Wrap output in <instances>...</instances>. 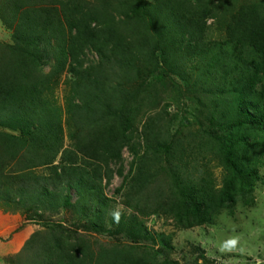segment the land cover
<instances>
[{"label": "trees", "instance_id": "trees-1", "mask_svg": "<svg viewBox=\"0 0 264 264\" xmlns=\"http://www.w3.org/2000/svg\"><path fill=\"white\" fill-rule=\"evenodd\" d=\"M238 1L227 2L221 21L219 0H163L156 14L142 0H0V20L14 41L10 57L0 58V124L7 119L5 124L20 131L18 137L0 132V204L54 215L71 208L103 230L112 208L103 182L109 185L117 174L126 184L136 172L131 180L141 192L164 171L172 180L171 194L158 208L178 227L202 226L223 209L233 213L239 200L254 205L264 164V0ZM209 21L223 22L226 36L216 63L220 79L213 81L215 97L229 95L219 114L223 135L204 131L214 140L223 170L220 187L213 171L199 179L196 168V176L183 182L186 151L176 157L155 124L145 127L142 158L125 175L124 151L140 154L143 146L134 141L139 92L135 97L123 93L121 77H132V68L148 57L205 59ZM90 55L96 57L84 68ZM116 58L125 59L129 70ZM68 69L80 80L76 120L85 112L94 119L88 120L89 131L79 127L65 147L47 90ZM162 159L164 169L148 165ZM38 168L48 173L38 175ZM53 226L31 237L26 258L17 264H180L171 258L170 243L156 249L128 236L124 243L95 249L82 235L69 236L63 227ZM147 241L155 242V237L148 235Z\"/></svg>", "mask_w": 264, "mask_h": 264}, {"label": "rangeland", "instance_id": "rangeland-1", "mask_svg": "<svg viewBox=\"0 0 264 264\" xmlns=\"http://www.w3.org/2000/svg\"><path fill=\"white\" fill-rule=\"evenodd\" d=\"M142 1L147 4L152 14L158 13L162 8L163 0ZM219 1L222 7L220 6L221 9L216 15L221 20V17H226L227 2L231 3V0ZM242 2L244 0L238 1V3ZM209 24L211 25L208 36L210 52L205 59L199 57L190 60L185 55L176 56L175 59L172 57L170 60L167 58L161 60V56H158L157 60L148 57L140 61L136 68H132V77L130 75L127 78L121 77L124 83L123 93L135 97V91L139 92L136 101L141 107L135 119L134 141L143 146L140 154L124 151L122 165L125 175L129 174L131 164L136 166L142 158L145 127L148 124H155L163 143L172 144L175 148L176 157L181 150L186 151L185 163L182 162L181 165L183 182L188 181L189 176H196L193 172L196 168L199 179L207 170L213 171L220 187L223 170L218 163L216 148H212L214 140L204 131L223 135L219 114L225 102L229 100V95L226 92L222 98L215 97L218 91L214 82L217 78L220 79L221 67L216 66V63L221 60L218 52L220 44L224 45L226 36L223 22L214 24L209 21ZM12 34V31L8 30L0 20V58L2 59L10 57L11 51L8 47L14 44ZM95 57L90 55L89 62L83 67L89 68ZM115 60L117 63L121 59ZM121 61L124 64L123 70H129L124 62L125 59ZM77 77L78 74L68 69L62 75L55 77L47 90V96L54 104L55 120L62 129L65 147L71 144L72 136L78 135L79 127L89 131L86 126L89 125L88 120L94 119L85 112L80 115L78 121L77 115L73 113L74 101L79 103L75 97L76 85L80 81ZM217 98L221 103L214 102ZM2 120L5 122L0 124V132L20 136L19 130H14L13 127L5 124L9 123L7 119ZM76 121L80 122L77 127L74 124ZM203 142L209 144L205 143L201 146ZM163 162L162 159V163L149 162L148 165L159 170L161 165L163 169L165 168ZM35 173L43 175L48 171L45 168H38ZM159 173L152 184H148L141 192H137L135 188L137 184L132 183V176L126 184L117 174L109 185L103 182L105 194L112 199L110 213L113 209H118L121 213L118 223L114 222L112 215L109 214L103 230L93 228L88 220L76 215L71 208L61 209L54 215L40 210L31 211L13 203H1L0 264H17L18 260L24 261L25 247L31 237L37 232L47 231L48 226L54 228L55 224H58L59 228L63 227L62 229L66 230L69 236L75 233L82 235L94 245L95 249L100 244L124 243L127 240L125 237L129 236L156 249L170 243L173 247L171 258L180 264L196 262L197 264H264V164L259 168L260 180L254 195V205L247 206L239 200L233 213L223 209L214 213L202 226L192 228L176 226L174 219L158 208V203L161 204L165 197L171 194L172 186L170 177L166 176L164 171ZM148 235L155 237V242H148Z\"/></svg>", "mask_w": 264, "mask_h": 264}, {"label": "clouds", "instance_id": "clouds-1", "mask_svg": "<svg viewBox=\"0 0 264 264\" xmlns=\"http://www.w3.org/2000/svg\"><path fill=\"white\" fill-rule=\"evenodd\" d=\"M110 214L112 215L114 222L118 223L121 215L120 211L118 209H113Z\"/></svg>", "mask_w": 264, "mask_h": 264}]
</instances>
